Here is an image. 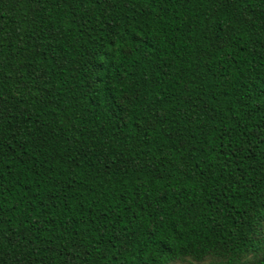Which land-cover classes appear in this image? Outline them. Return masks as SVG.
<instances>
[{"label":"trees","instance_id":"1","mask_svg":"<svg viewBox=\"0 0 264 264\" xmlns=\"http://www.w3.org/2000/svg\"><path fill=\"white\" fill-rule=\"evenodd\" d=\"M264 264V0H0V264Z\"/></svg>","mask_w":264,"mask_h":264},{"label":"rangeland","instance_id":"2","mask_svg":"<svg viewBox=\"0 0 264 264\" xmlns=\"http://www.w3.org/2000/svg\"><path fill=\"white\" fill-rule=\"evenodd\" d=\"M174 264H185V263H179V262H177V263H174Z\"/></svg>","mask_w":264,"mask_h":264}]
</instances>
